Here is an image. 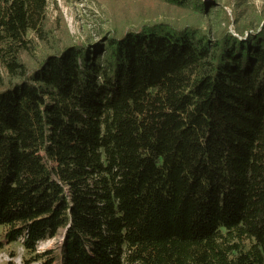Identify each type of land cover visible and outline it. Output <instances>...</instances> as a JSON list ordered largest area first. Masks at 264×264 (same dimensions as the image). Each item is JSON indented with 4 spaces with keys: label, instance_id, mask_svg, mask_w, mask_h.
<instances>
[{
    "label": "trees",
    "instance_id": "obj_1",
    "mask_svg": "<svg viewBox=\"0 0 264 264\" xmlns=\"http://www.w3.org/2000/svg\"><path fill=\"white\" fill-rule=\"evenodd\" d=\"M140 1L171 18L89 47L0 0L2 239L23 264H264V14Z\"/></svg>",
    "mask_w": 264,
    "mask_h": 264
},
{
    "label": "rangeland",
    "instance_id": "obj_2",
    "mask_svg": "<svg viewBox=\"0 0 264 264\" xmlns=\"http://www.w3.org/2000/svg\"><path fill=\"white\" fill-rule=\"evenodd\" d=\"M228 0H208V3L217 2L224 5ZM248 13L255 15L264 14V0H247ZM209 13V26L215 30L224 20L225 14L219 7L213 6ZM225 10L230 13L229 8ZM47 18L56 38H61L66 43L86 44L92 46L104 40L112 27L136 25L141 22L153 20H167L171 17L167 11L161 9L155 11L154 7L140 0H47ZM206 26V24H204ZM254 28H261L254 24ZM60 39V40H61ZM40 47V46H39ZM43 47V46H42ZM28 61V59H25ZM3 231H0V242L4 248L0 251V264H23L29 260V256L22 248L20 242L7 245L2 239ZM62 236L55 240L45 242L37 247L38 253L48 250H56L61 243ZM245 249L249 246L246 243ZM11 255H14L11 257Z\"/></svg>",
    "mask_w": 264,
    "mask_h": 264
}]
</instances>
